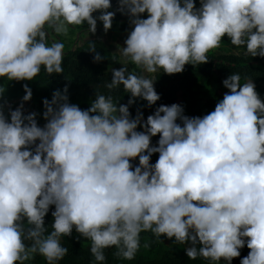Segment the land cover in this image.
<instances>
[{
  "label": "clouds",
  "instance_id": "clouds-1",
  "mask_svg": "<svg viewBox=\"0 0 264 264\" xmlns=\"http://www.w3.org/2000/svg\"><path fill=\"white\" fill-rule=\"evenodd\" d=\"M116 4L111 11L112 0H0V79L8 82L33 81L41 69L64 73L65 45L47 42L49 28L59 35L86 24V35L95 34L99 21L106 34L116 12L130 25L117 48L125 62L105 85L122 87L126 103L96 92L82 109L69 102L65 84L43 98L42 113L25 114L31 87L22 84L13 109L0 85V264L36 256L58 264L68 254L63 237L90 241L98 264L113 248L131 261L146 232L186 245L189 260L264 264V100L254 81L229 74L227 91L202 116L186 115L178 103L160 104L146 118L141 110L160 99L152 74L207 63L225 38L243 55L264 58V0ZM88 51L94 63L105 60L95 46ZM138 100L146 104L132 115Z\"/></svg>",
  "mask_w": 264,
  "mask_h": 264
},
{
  "label": "trees",
  "instance_id": "trees-1",
  "mask_svg": "<svg viewBox=\"0 0 264 264\" xmlns=\"http://www.w3.org/2000/svg\"><path fill=\"white\" fill-rule=\"evenodd\" d=\"M112 5L110 10L115 11L116 0H112ZM125 17L127 16L116 12L113 22ZM98 24L102 25L99 21ZM127 27L128 25L124 22L120 24L121 29H127ZM92 46L103 54L104 61L93 62V53L88 51ZM220 46L222 49L219 52L210 51L207 54L209 58L207 63L195 67L187 64L183 72L173 75L163 72L155 73L152 78L156 79L154 88L160 94V99L152 107L141 109L144 117L151 114L160 104L170 105L172 103L181 104L184 113L189 116L207 114L214 109L218 99H221L227 91L222 85V80L231 73H239L241 83L249 79L253 80L257 92L264 100V58L243 55L244 49H237L227 38L221 41ZM116 60L117 55L106 41L97 37L91 38L64 54L62 65L64 73L47 76L41 69L40 74L33 81H11L8 92L11 97H22L24 94L22 84L27 83L32 89V98L42 110L43 98L51 99L52 92L55 89H62L65 84L68 85L69 102L78 104L82 109L89 106L96 92L112 95L114 103L116 101L126 103L128 94L123 91L122 87L113 90L105 87L111 80L109 67L115 64ZM129 70H135V66H129ZM5 81H7L6 77L0 79V82ZM144 104L146 101L138 100L132 105L130 108L132 115H135L137 108ZM37 120L40 125H43L44 121L41 117H37ZM157 139L158 137L152 138L153 144ZM157 156L158 154L152 156V162H155ZM50 218L51 209L45 217L48 225L51 224ZM49 230H51L50 227ZM73 236H76L75 232ZM165 240L163 236L161 240H157L150 232L141 233V248L134 260L118 258L114 255L116 250L113 248L105 250L106 259L103 264H209V261L202 258L189 260L184 252L186 245L172 243L170 248L165 247L163 245ZM61 243L68 248V254L58 264H98L89 252V247H86L90 241L83 238L77 241L73 237H63ZM145 243H149L150 247L144 248ZM248 251L247 247L241 249V256L247 255ZM30 264H45V262L42 257L36 256ZM231 264H239V258L234 259Z\"/></svg>",
  "mask_w": 264,
  "mask_h": 264
},
{
  "label": "rangeland",
  "instance_id": "rangeland-1",
  "mask_svg": "<svg viewBox=\"0 0 264 264\" xmlns=\"http://www.w3.org/2000/svg\"><path fill=\"white\" fill-rule=\"evenodd\" d=\"M198 6V5H197ZM96 15V14H94ZM124 22L128 25L127 29L130 30V25L128 22V17H125L122 20L119 21H115L112 24V28L105 34L103 31V26L101 24L97 25V31L95 34L92 33H88L86 35L87 32V25H82V26H66L67 27V31L66 33H60L59 35L57 33H55L53 30H51L50 28L47 30V42L49 44H51V42L53 40H58L60 42H63L65 45L64 48V54L74 48L77 45L82 44L85 40H88V36H91L92 38H101L104 41L107 42V44L110 46V48L115 52V54L117 55V60L115 62V64H113L112 66L109 67V70H111V68H119L121 67L120 63H124L125 61L123 60V58L119 55V52L117 51V48L119 47V45H123V41L127 36V31L126 29H121L120 28V24ZM91 39V38H89ZM222 49V47L220 46L217 49L212 50V52H219ZM132 66V65H129ZM155 74H152L150 76V78H152ZM11 81H5V82H0V85H3L6 87V92L4 93V98L7 101V103L9 105H11V107L14 109L21 100V97H11L9 92H8V88H9V83ZM5 111L7 112V106L5 108ZM30 111H35L38 114L42 113V109L37 105L36 101L32 98L30 101L25 102V114L27 112ZM37 117H40L39 115ZM163 245L165 247L170 248L172 246V241L166 239L163 242ZM89 245H86V247H88Z\"/></svg>",
  "mask_w": 264,
  "mask_h": 264
},
{
  "label": "crops",
  "instance_id": "crops-1",
  "mask_svg": "<svg viewBox=\"0 0 264 264\" xmlns=\"http://www.w3.org/2000/svg\"><path fill=\"white\" fill-rule=\"evenodd\" d=\"M89 38H92V37H91V36H88V39H89Z\"/></svg>",
  "mask_w": 264,
  "mask_h": 264
}]
</instances>
